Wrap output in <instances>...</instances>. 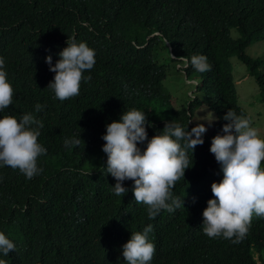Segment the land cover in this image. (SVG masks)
<instances>
[{"label": "trees", "instance_id": "1", "mask_svg": "<svg viewBox=\"0 0 264 264\" xmlns=\"http://www.w3.org/2000/svg\"><path fill=\"white\" fill-rule=\"evenodd\" d=\"M219 1L36 0L34 4L32 0H0V48L7 53L22 82L26 83L31 75L30 50L50 47L54 60L68 46V39L69 43L73 39L85 42L95 51V66L99 65L95 81L91 85L81 82L78 96L64 102L52 99L53 103L39 112L43 128L38 142L46 153L38 160L44 164V174L30 182V189H47L54 200L56 190L67 193L81 189L87 197L82 212L100 218L101 225L121 220L122 232L131 229V235L154 225L158 232L153 264H264V260L258 263L253 254L264 248V217L253 216L247 235L238 243L222 236L210 238L203 231V210L213 198L211 184L223 178L221 166L210 152L212 138L223 134L222 127L228 122L223 117L229 109L247 117L246 110L238 104L229 60L233 55L240 57L243 45L236 40L221 42V37L230 36L216 16ZM242 1L250 7L248 18L264 13V0H232L225 11L231 15ZM14 21L19 22L17 27L2 31L3 25ZM36 29L47 32V42L37 38ZM156 31L159 35H153ZM172 55H185L186 62L194 55H204L211 65V70L203 73L190 65L185 73L180 69L185 77L199 81L195 86L188 84L194 89L188 108H175L170 95L161 88L171 67L185 63L183 59L175 63ZM243 62L264 101V59L251 61L246 57ZM29 93L30 88L26 95ZM200 96L207 101L216 121L212 133L203 135L204 143L192 153L188 150L192 165L172 190L173 197H180L186 207L181 206L184 210L174 215L150 220L141 209L147 205L135 201L134 182L125 180L128 192L117 196L114 177L105 176L101 169V162L107 165V155L102 150L106 126L119 121L127 110L143 109L144 105L149 140L161 134L166 123L180 124L190 131L195 125L189 124V113L202 104ZM65 139L81 141L78 146L66 147ZM146 145L147 141L138 147L143 151ZM11 169L4 168L0 192L8 190V180L14 177ZM59 201L64 207H55L54 218V203L40 202L34 212L26 206L11 214L14 206L24 202L17 197L8 202L0 200L1 227L17 244L11 257L39 258L41 252L28 248L27 239L43 248L50 232L65 226L66 212L78 211L68 195ZM69 205L72 208H67ZM46 254L49 258L53 255ZM88 264H103L101 245L93 250Z\"/></svg>", "mask_w": 264, "mask_h": 264}, {"label": "clouds", "instance_id": "2", "mask_svg": "<svg viewBox=\"0 0 264 264\" xmlns=\"http://www.w3.org/2000/svg\"><path fill=\"white\" fill-rule=\"evenodd\" d=\"M32 1L37 3L36 0ZM231 3L232 0L219 1L216 16L222 29L228 30L230 36L221 37V42L236 40L243 45L240 57L233 55L229 58L233 78L232 58L244 66L246 57H250L251 61L264 59L247 53L252 45L264 42V13L256 18H248L250 7L242 1L229 15L225 10ZM18 23H6L2 31L7 32L17 27ZM35 31L37 38L47 42L46 31ZM154 34L159 35V32ZM67 45L54 60L50 47L39 51L30 50L31 75L26 83L18 78L7 53L0 48V181L5 178L3 171L6 166L12 168L10 172L14 176L11 181L7 179L8 190L3 188L0 200L8 202L17 197L19 202H24L20 207L14 206L10 210L11 214L26 206L34 212L40 202H51L54 203V213L51 214L56 218L55 207H64L59 200L63 195H68L78 209L72 213L66 212L65 226L54 228L43 248L27 239L28 248L41 252L36 260L23 256L11 257L17 244L0 224V264H88L91 253L98 245H101L103 264H153L158 232L154 225L149 224L143 232L131 235V229L122 232L121 220L112 219L101 225L100 218L82 212L87 197L81 189L76 188L67 193L56 190V200L47 189H30V182L44 174V164L38 160L46 153V149L38 142L43 128L39 112L44 106L53 103L52 99L64 102L78 96L81 82L87 81L91 85L97 76L99 65L95 66V51L85 42L77 43L74 39L71 43L68 39ZM172 57L175 63L181 59L185 61L176 63L178 71L182 69L185 73L189 65L201 73L211 70L204 55H194L189 62H186L185 55ZM185 79L187 84H199L196 78ZM234 83L236 87L235 80ZM25 86L30 88L28 95ZM193 90L188 91L187 108L194 98ZM200 106L189 113V124L195 125L190 131L180 124L166 123L163 132L150 140L146 131L147 112L143 110L147 107L144 105L143 109L137 107L127 110L119 121L106 126L102 150L107 155V165L101 162V169L105 176L114 177V192L117 196H124L128 192L124 186L125 180L134 182L132 190L135 201L147 205L141 209L150 220L174 215L186 207L180 197H173L172 190L176 182L184 178L185 170L192 165L188 150L192 153L197 145L204 143L203 134L207 129L204 124L196 123L193 119ZM223 118L228 121L222 127L223 134L214 136L210 146V152L221 166L223 178L211 184L213 198L208 200L203 210V231L210 238L222 236L238 243L247 235L253 216L264 217V167L261 166L264 162V137L252 126L250 117L239 116L229 109ZM80 141L65 139L64 144L66 147L78 146ZM145 141L146 148L141 151L138 144ZM67 208L72 207L69 205ZM130 235L131 238L124 243ZM62 237L66 238L61 240ZM261 250L253 252L254 259L255 253ZM46 252L53 253L52 257L49 258Z\"/></svg>", "mask_w": 264, "mask_h": 264}, {"label": "rangeland", "instance_id": "3", "mask_svg": "<svg viewBox=\"0 0 264 264\" xmlns=\"http://www.w3.org/2000/svg\"><path fill=\"white\" fill-rule=\"evenodd\" d=\"M233 33H235L234 30ZM247 53L251 56L264 57V42L252 45L247 49ZM231 60L233 62L232 74L236 81L238 104L246 110L247 117L251 118L252 126L264 137V101L260 100V88L241 62L236 58H232ZM189 87L190 85L187 84L183 73L175 67H171L166 79L161 84L162 90L171 95L170 101L175 108H181L186 105L189 99ZM201 102L202 104L196 111L193 119H195L196 123L205 125L207 131L203 135L208 136L212 133L216 117L208 109L207 101L203 97H201ZM211 118V123H209V119ZM255 259L258 263L261 262L260 260H264V249L259 253H255Z\"/></svg>", "mask_w": 264, "mask_h": 264}]
</instances>
